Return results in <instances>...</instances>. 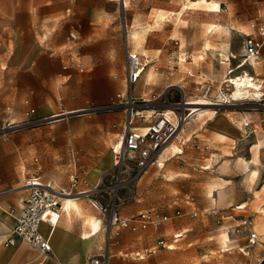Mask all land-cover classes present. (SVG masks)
Returning <instances> with one entry per match:
<instances>
[{"label": "rangeland", "instance_id": "obj_1", "mask_svg": "<svg viewBox=\"0 0 264 264\" xmlns=\"http://www.w3.org/2000/svg\"><path fill=\"white\" fill-rule=\"evenodd\" d=\"M127 1V6L122 7L106 0H0V147L4 150L3 164L7 165L18 156L23 173L20 185L28 176L38 173L41 181L50 183L49 188L57 192L65 189L76 195L89 189L88 197L78 194L76 202L82 208L79 216L84 220L99 217L101 229H107L106 217L93 206V200L106 204L119 197V210L123 216L126 215L122 212L132 207L167 215H173L176 210L181 212V216H173L157 227L138 231L123 229L122 241L127 244L125 252L129 258H133L136 250L155 245L156 252L145 256L150 258L151 264H184L188 259L191 264H255L264 252V106L256 98L243 97L232 103L209 106L197 113L199 122L221 113L227 115L240 128L238 137L216 135L209 138L200 134V139L208 142L210 147L196 149L191 139L186 140L197 127L195 115L190 129L181 131L175 143L165 146L163 156L166 161L161 166L155 162L139 179L127 180L122 188L117 187L118 179L111 177L108 171L113 165L111 146L115 142L121 143L129 115L133 116L134 126L146 125L136 114L137 104L146 103L140 107L147 109L144 116L149 121L165 109L171 111L173 103H184L179 86H182L186 100L199 97L197 83L203 79L212 82V95L221 89L231 93L232 87L223 79L227 67L220 60H231V56H235L232 66L240 60V32L250 31L254 6L264 13V2L207 0L208 3H220V11L213 13L206 11L207 3L201 2L204 0ZM223 2L229 6L226 12L221 10ZM184 4L191 6L182 11ZM91 21L95 24L89 23ZM91 25L105 28L111 34L108 45L110 59H113L111 66H103L99 60L93 63L94 59H83V55L93 54V49L81 45L75 30L80 27L85 32ZM125 25L129 44L139 54L152 58L147 50L148 39L147 42L144 40L147 34H152V41L158 45L154 51L156 58L144 66L150 72L152 67L151 76L140 78L135 84L134 88H139L140 94L134 89L132 93L141 98L147 81L150 84L144 91L152 90L145 92L146 101L139 99L130 106L109 107L123 86ZM118 32L121 35L115 36ZM27 46L31 58L18 71L11 65L10 58L17 48ZM103 47V43L96 45V56H100ZM119 52L122 61L117 65L114 59ZM240 68L242 71L247 69ZM217 70H221L218 75ZM255 72L263 74L261 61L255 65ZM239 73L240 70H235L232 75ZM159 76L165 83L173 85L156 96L159 91L154 90V84ZM219 79L222 81L220 87L214 83ZM28 108H33L34 112L26 118L24 112ZM67 110L74 112L54 116ZM5 116L15 126L8 128L5 124L6 128H3L1 119ZM87 124L110 125L111 140H108L106 130L88 128ZM88 133H91L90 137L86 136ZM172 145H177L180 151L172 153L169 149ZM69 147L75 150L76 164L68 158ZM34 157L39 160L36 165ZM240 157L253 163L249 168L237 166ZM73 173L74 180L71 179ZM121 179L126 177L121 176ZM221 183L225 195L218 201L214 198L217 197L216 187ZM230 192L242 197L234 202V208L239 204L244 208L227 214L229 219L209 218L211 208H227L225 200ZM248 199H254L251 206L246 203ZM192 212L197 215H191ZM87 214L90 215L85 217ZM175 219H184L186 223L178 230L163 233L161 226ZM243 220L245 224H242ZM251 231L258 235L254 244H249L247 239ZM175 234L180 237L174 242ZM106 236L108 234H105L107 239ZM120 238L119 233L114 239ZM159 240H163V245L157 244Z\"/></svg>", "mask_w": 264, "mask_h": 264}, {"label": "built area", "instance_id": "obj_2", "mask_svg": "<svg viewBox=\"0 0 264 264\" xmlns=\"http://www.w3.org/2000/svg\"><path fill=\"white\" fill-rule=\"evenodd\" d=\"M108 2L124 7V0H107ZM257 2V0H254ZM222 11L229 10L226 2L222 3ZM249 32H240L241 34V58L235 64L231 65L228 58L221 59V64H227V71L225 74L224 83H233L232 78H238L242 74L247 75L246 72L240 71L239 74L232 75L234 70L239 69L244 63L249 65L252 70L258 64L259 59H264V13L258 12L249 22ZM125 62L123 75V89L116 93L109 107H118L121 105L135 104L136 100L146 101L144 97L136 98L132 95V87L137 82L145 64L143 56L126 43L124 45ZM232 59L235 56H231ZM254 72V70H253ZM249 75V74H248ZM250 80L255 84L250 87L251 92L246 98H256L258 102H262L264 106V75L250 74ZM199 90L197 94L200 98L207 99L211 103L223 104L232 102L228 89L224 91H217L214 95L213 84L211 81L203 79L197 83ZM227 87V86H224ZM180 88V87H179ZM183 102H186L185 94L182 88ZM155 98V96H153ZM28 102L27 100L25 101ZM174 116L169 117L163 112L154 116L153 119L147 121L144 114L137 112L136 114L146 122L144 127H137L133 125V116L127 118L122 130V142H115L111 146V153L113 156L112 170L108 174L118 179L117 187L122 188L127 180L139 179L147 170V168L154 163L159 151L174 137H176L179 128L187 123L195 114L191 105H184L182 102L173 103ZM9 107H7V110ZM34 112L33 108H28L24 112L27 118ZM3 128L7 124L8 128L15 126L8 116L1 119ZM198 147V146H197ZM207 148V146H205ZM68 158L72 164H76L77 156L73 147L68 148ZM33 161L38 164V157H34ZM125 176L126 179H121ZM74 173L71 179L74 180ZM28 189V194L23 202L21 212L16 217L14 225L10 227L2 240V245L5 247L15 246L18 241L27 243L39 254L38 264L42 263L43 258L52 255V247L48 238L41 232L40 225L45 223L51 227L55 226L61 215V198L59 194L43 186L41 175L38 173L34 176H28L24 182ZM74 185V182L72 186ZM61 192L71 193L65 189ZM119 197L112 198L106 204H102L98 200H93L92 204L95 208L100 210L106 217L107 228L121 227L132 231L139 229H146L148 227H157L162 222L170 220L173 216H181V212L176 210L173 215L161 214L156 210H144L137 214L123 218L119 210ZM191 215L196 216V212ZM245 220L242 224H245ZM235 230V229H234ZM180 237V234H175L174 238ZM108 238V237H107ZM258 235L256 232H249L247 239L249 244H254L257 241ZM163 240L157 242L158 245H163ZM151 249L145 248L142 252H136V256L150 253ZM85 264H108L107 255L104 253L90 256L86 259Z\"/></svg>", "mask_w": 264, "mask_h": 264}, {"label": "crops", "instance_id": "obj_3", "mask_svg": "<svg viewBox=\"0 0 264 264\" xmlns=\"http://www.w3.org/2000/svg\"><path fill=\"white\" fill-rule=\"evenodd\" d=\"M1 1L16 2L19 0H1ZM260 2L262 3L264 2V0H260ZM254 7H255L254 14L256 15L261 9L258 6H254ZM89 23L95 24L94 21H91ZM103 30L105 32H102ZM75 31L77 33V38L82 43L81 45H87L89 48L93 49L92 51L93 54H85L83 55V59L89 60V61L94 59L93 63H97V61L99 60L103 66H111L112 64L111 62L113 61V59H110V56H109L110 49L108 48L111 34H108L105 28L99 27L97 25H91L87 28L85 32L80 27L77 28ZM124 31L126 34V40L123 44V61L125 62L124 45L126 43L130 47L131 45L129 44V39H127L126 25L124 26ZM119 34L121 35V33L118 32L117 34H115V36ZM152 36H153L152 34H147L145 35L144 40L147 42V39H148L147 50L149 51V54L152 55V58L153 57L156 58V56L154 55V51L158 49L157 48L158 45L154 44V42L152 41L153 40ZM150 40L152 42H149ZM98 43L104 44V47L102 49L100 56L99 55L96 56V45ZM131 49L135 50L133 47H131ZM30 54L31 52H30L29 46H27V48L24 47L22 49L20 47L17 48L16 54H14L12 58H10L11 65L14 68H16V70L18 71L22 70L23 69L22 67H24L29 62L31 58ZM140 55L143 56L142 58H144V60L146 59L149 62L152 59V58L148 59V57H146L145 54H140ZM114 60L117 63V65L120 64V62L122 61V55H120V52L117 53L116 58ZM228 60H230V58H228ZM232 60L233 59L231 57V60H230L231 65H232ZM260 61L264 64V59H259L258 63ZM242 66H246L247 71L250 68L251 71L250 72L248 71L249 74L250 73L258 74L257 72H255V67L253 68L254 70L253 72L251 67H248L245 64H243ZM236 70L241 71V68L239 67V69H236ZM220 71L221 70H217V75L220 73ZM151 72H152V67H151ZM259 75H264V72L263 74H259ZM121 81L123 82V77ZM157 81H158L157 84H154V90L158 89L159 91L156 96H160L168 86L173 85L171 83H168V84L165 83L164 79L161 76L157 77ZM149 84L150 83L147 81L146 85H149ZM146 85L145 87H143V93H142L143 96L146 95L148 92L150 93L152 90V89H149L148 92L144 91L146 90ZM134 86L132 87V92L134 89L135 91L138 92V94H140L141 90L139 88L136 89V87L134 88ZM179 87L182 88V86H179ZM122 89H123V86H122ZM187 101H190V100H187ZM145 105L146 103L144 102L137 104L135 108L136 112H140L144 114L145 111H147V109H145L144 107H140V106H145ZM195 115L197 116V114ZM200 115H203V117L205 118L204 114H200ZM194 116L182 126V129L180 130L179 134L181 133V131H185V130L188 131L190 129L191 123H192L191 121L193 120ZM197 117H198V120L197 122H195L196 123L195 125L197 127L196 129L192 130L191 136H190L191 138L188 137L186 140L189 141L191 139L193 142V145L198 150H207L210 147L208 142L200 139V136H199L200 134L208 136L209 138H214L216 137V135H221V136H226V137H238L241 135L240 128L232 121L231 118H229L227 115L223 113L219 114L215 118L208 117L203 122L201 121L199 122V117H200L199 114ZM197 123H200V124L197 125ZM85 126H87L88 128L94 127V129L98 131H100L101 129L105 132L106 130L107 138L108 140H111L110 125L95 124L92 126V124H87ZM90 134L91 133H88L86 136L90 137ZM175 139L171 141L168 145L170 146V144L175 143ZM205 146H207V148H205ZM250 147L251 146L248 147L249 150H250ZM3 159H4V150L0 147V264H38L37 262L39 260V254L37 250H35L33 247H31L27 243L18 241V243L15 246H10V247H5L1 243L2 240L4 239L5 234L10 229V227L14 225L16 217L22 210L24 199L26 198L28 194V189L25 188L23 185H20L22 181L23 173H21L20 171V162H19L18 156L13 157L12 161H10L7 165L3 164ZM34 164L36 165V163ZM37 168L40 169V166L38 165ZM77 199L78 197L71 198L70 200L72 201L68 203L66 202V200L62 201L61 203L62 212L55 226L51 227L47 224L43 225V223H41L40 230L48 238L51 244V247H52V255H49L43 258L41 264H84V262L86 261L88 257L102 254L104 252L108 258V264H151L150 258L148 257L145 258V256H149L156 252L157 247L155 245L146 246V247H143L142 249L136 250L134 252L133 258H129L127 256V253L125 252L127 249V244L123 243L122 241V236L125 235V232L123 231V229H127V228L112 227L110 229L109 228L101 229L100 228L101 220L99 217H93L87 220H84V218L82 219V216H79L81 215L80 210H82V208H79V205L76 202ZM239 200H242V197H239V195L236 193L234 194L230 192L227 199L225 200V202H228L227 208H224L223 206L217 209L211 208V210H209L208 212L209 218L214 219L216 217L217 218L221 217L224 219H229L230 216H227V214L235 213L234 209L244 208V206L241 204L238 205L239 207L234 208V202L239 201ZM71 202H74L75 205ZM246 203H249V205L251 206L254 203V199H248ZM70 204H73V205H70ZM134 208L135 207H132L129 210L122 212V214L125 213L124 215L126 216H123L120 213L121 217L129 218L133 216L134 213L140 212L139 210L134 209ZM83 210H86V209L83 208ZM146 210H151V209H146ZM73 211H75V213H73ZM88 215L90 214L85 215V217ZM185 223L186 221L184 219H175L171 222H167L163 224L161 226V231L164 233L166 231L169 232L172 230H178L181 228V226H184ZM118 228H121V230L118 231ZM119 233L121 235V238L114 239L115 235H118ZM105 234H108L107 239L105 238ZM173 241L175 242L177 241V239L174 238ZM191 244L192 243L190 242L188 244V247H190ZM145 248L151 249V252L140 255V256L135 255L136 252H142V250ZM262 257H264V252L262 256L259 258V260L257 261V263L255 264H258V262L260 261ZM159 264H162V263H159ZM184 264H191V260L188 259L187 262L186 260H184Z\"/></svg>", "mask_w": 264, "mask_h": 264}, {"label": "bare ground", "instance_id": "obj_4", "mask_svg": "<svg viewBox=\"0 0 264 264\" xmlns=\"http://www.w3.org/2000/svg\"><path fill=\"white\" fill-rule=\"evenodd\" d=\"M125 2V4L124 5H126L127 6V4L129 3L127 0H125L124 1ZM201 2H203V3H207V5L205 6V8H206V11H208V12H217L218 13V11H220V4H219V2H217V1H213V2H207V0H204V1H201ZM196 3H198V2H196ZM195 3V4H196ZM189 6H191L190 4L188 5V4H184V5H182V7H181V10L183 11V10H185V9H187V8H189ZM191 10V9H190ZM203 11V10H202ZM205 11V10H204ZM210 15V14H209ZM213 15V14H212ZM216 15V14H215ZM211 16V15H210ZM214 16V15H213ZM216 17V16H215ZM210 18V17H209ZM218 20V19H217ZM216 21V20H215ZM220 26V25H219ZM221 61V60H220ZM146 62H147V60L145 59V64H146ZM145 64H144V66H145ZM245 65H247L246 63H244ZM144 66H143V70H142V72H141V78H146V79H149V77L151 76V72H150V70L149 69H145L144 68ZM148 66V64H146V67ZM248 67H250L249 65H247ZM240 67H246V66H240ZM244 72H246L247 73V75L246 76H244L243 74L241 75V76H239L238 78H232L231 80H232V82L233 83H231V84H229V83H227L230 87H232V89H231V93H228V94H230V96H231V100H241L243 97L244 98H246V96H248L249 94H250V92H251V89H250V87H252V86H254L255 84L250 80V78H249V72L247 71V70H243ZM249 74V75H248ZM226 76H224L223 77V79L225 78ZM140 79V78H139ZM138 81V80H137ZM225 81H227V80H225ZM215 82H217L218 83V86L220 87V86H222V81H221V79H219V80H216V81H214V83ZM137 89V88H136ZM139 90V89H138ZM136 93V92H135ZM132 95H133V93H132ZM135 95H137V94H135ZM141 97H143V96H141ZM230 103H232V102H230ZM184 105H191V108H193V113L194 114H197V113H199V111H205V110H207L208 108H209V106H211V105H214L215 103H211V102H209L207 99H203V98H200V97H196L195 99H191L190 101H186V102H184L183 103ZM218 105V104H217ZM129 106V105H128ZM170 109L168 108V109H165L164 110V113L165 114H167V116H169V117H173L174 116V111L171 109V111H169ZM71 112H74L73 110H69V111H65V112H63V113H61V114H55L54 116H58V115H62V114H69V113H71ZM137 113V112H136ZM182 129V127L181 128H179V130H178V132H177V135H176V137L178 136V134H179V132H180V130ZM176 137H174V138H172L166 145H168L171 141H173ZM121 142H122V140H121ZM165 145V146H166ZM165 146L159 151V153H158V155H157V158H156V160L154 161V163L156 162L157 163V165L158 166H161L162 164H163V162L164 161H166V159L164 158V156H163V153L162 152H164L165 151ZM171 151H172V153H176V151H180V148L178 147V146H175V145H172L170 148H169ZM169 150V151H170ZM165 155V154H164ZM153 163V164H154ZM251 163H253V161L252 160H245V159H243V158H239L237 161H236V165L237 166H242V167H244V168H249V164H251ZM254 163H255V161H254ZM253 171H255L254 169H253ZM251 173V172H250ZM42 184H43V186H45V187H47V188H49V186L51 185L50 183L47 185V184H45V183H43L42 182ZM24 187H25V185H23ZM50 189V188H49ZM50 190H53V189H50ZM54 192H56V193H58L59 194V197L61 198V200L62 201H64V200H66V202L68 203V202H70V201H72V200H70L71 198H75V197H79V195H83V196H87L88 197V193H89V189H83V190H81V191H79V192H77L76 193V195H72V193H67V192H57V191H55V190H53ZM211 191V190H210ZM79 194V195H78ZM224 195H225V190H224V186H223V184L221 183V184H219L217 187H216V198L215 199H218V201H222V199L224 198ZM71 203H73L74 205H75V203L74 202H71ZM73 204H70V205H73ZM241 206V205H240ZM239 207V206H238ZM243 207V206H242ZM94 220V219H93ZM40 229H41V225H40ZM227 238H229V235H227ZM86 263V261L84 262V264Z\"/></svg>", "mask_w": 264, "mask_h": 264}, {"label": "trees", "instance_id": "obj_5", "mask_svg": "<svg viewBox=\"0 0 264 264\" xmlns=\"http://www.w3.org/2000/svg\"><path fill=\"white\" fill-rule=\"evenodd\" d=\"M258 264H264V257L261 258V260L258 262Z\"/></svg>", "mask_w": 264, "mask_h": 264}]
</instances>
